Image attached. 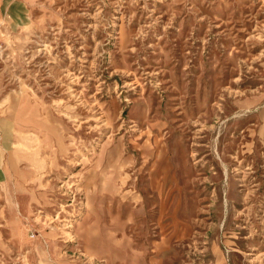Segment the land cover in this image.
Masks as SVG:
<instances>
[{"label":"rangeland","instance_id":"1","mask_svg":"<svg viewBox=\"0 0 264 264\" xmlns=\"http://www.w3.org/2000/svg\"><path fill=\"white\" fill-rule=\"evenodd\" d=\"M0 41V264H264V0H21Z\"/></svg>","mask_w":264,"mask_h":264},{"label":"crops","instance_id":"2","mask_svg":"<svg viewBox=\"0 0 264 264\" xmlns=\"http://www.w3.org/2000/svg\"><path fill=\"white\" fill-rule=\"evenodd\" d=\"M21 0H0V32L3 30L2 24L6 18L12 14Z\"/></svg>","mask_w":264,"mask_h":264},{"label":"built area","instance_id":"3","mask_svg":"<svg viewBox=\"0 0 264 264\" xmlns=\"http://www.w3.org/2000/svg\"><path fill=\"white\" fill-rule=\"evenodd\" d=\"M3 49V44L2 42L0 41V51Z\"/></svg>","mask_w":264,"mask_h":264},{"label":"bare ground","instance_id":"4","mask_svg":"<svg viewBox=\"0 0 264 264\" xmlns=\"http://www.w3.org/2000/svg\"><path fill=\"white\" fill-rule=\"evenodd\" d=\"M3 50V49H2ZM2 50L0 51V53L2 52Z\"/></svg>","mask_w":264,"mask_h":264}]
</instances>
